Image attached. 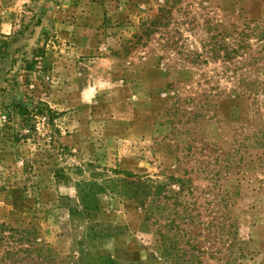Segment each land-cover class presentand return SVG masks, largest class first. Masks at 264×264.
<instances>
[{"label": "rangeland", "instance_id": "1", "mask_svg": "<svg viewBox=\"0 0 264 264\" xmlns=\"http://www.w3.org/2000/svg\"><path fill=\"white\" fill-rule=\"evenodd\" d=\"M106 256L264 264V0H0V264Z\"/></svg>", "mask_w": 264, "mask_h": 264}, {"label": "trees", "instance_id": "2", "mask_svg": "<svg viewBox=\"0 0 264 264\" xmlns=\"http://www.w3.org/2000/svg\"><path fill=\"white\" fill-rule=\"evenodd\" d=\"M33 61H25L24 68L32 69ZM12 110L16 117L18 118L17 126L19 130L27 127L31 124V117L33 113H30L29 109H26L21 104L12 105ZM36 112H43L42 107H36ZM117 173H122L123 176H113L109 179H102L101 181L91 178L86 182L77 183L78 187V198L79 205L84 210H93L98 207L97 205V194L105 193L110 191L111 193H116L118 195H123L124 197L135 200L138 204L145 207V200L147 198H152L159 192L160 188L158 185L153 183L150 178H143L139 174L132 173L130 171H116ZM152 213V206H149L145 213ZM147 217V216H146ZM149 217V216H148ZM100 264H111V257L106 256L101 258Z\"/></svg>", "mask_w": 264, "mask_h": 264}]
</instances>
